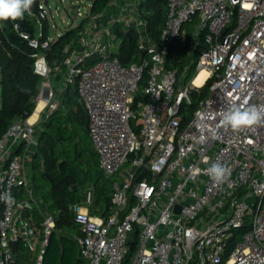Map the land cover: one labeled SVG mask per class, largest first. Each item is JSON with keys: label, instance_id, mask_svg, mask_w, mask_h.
<instances>
[{"label": "built area", "instance_id": "1", "mask_svg": "<svg viewBox=\"0 0 264 264\" xmlns=\"http://www.w3.org/2000/svg\"><path fill=\"white\" fill-rule=\"evenodd\" d=\"M131 4L112 0L101 13L89 10L90 20L54 65L44 51L67 29L52 38L49 7L40 0L37 10L32 6L13 21L15 32L36 49L34 72L43 78L38 102L44 105L34 121L17 119L0 138V196L14 198L11 204L0 199V264H18L22 248L30 254L25 264H42L56 214L34 196L17 151L36 144L39 122L59 108L60 94L73 83L100 166L109 177L118 174L107 217L90 214L92 188L72 208L84 264H264V124L232 130L219 123L231 105L264 106V0H167L159 43L144 29V57L125 64L115 27L131 23L125 19ZM195 18L194 45L204 32L206 47L188 81L189 68L179 73L166 63L171 46L187 35L184 24ZM96 52L100 59L82 63ZM202 68L209 75L198 85ZM208 81L209 95L183 123L182 104ZM213 162L232 170L222 185L205 173Z\"/></svg>", "mask_w": 264, "mask_h": 264}, {"label": "trees", "instance_id": "2", "mask_svg": "<svg viewBox=\"0 0 264 264\" xmlns=\"http://www.w3.org/2000/svg\"><path fill=\"white\" fill-rule=\"evenodd\" d=\"M112 0H93L90 8L91 13H101ZM40 0H34L33 7L37 10ZM139 13L145 22V31L152 42L159 43L161 33L165 27L167 18V0H141ZM86 19L73 28L67 29L59 36L44 52L49 62L57 64L65 55V47L71 44L80 34ZM45 35L48 33V23L44 24ZM28 29L35 34L33 21ZM121 37L119 56L123 63L138 62L142 57V49L139 46L140 35L135 26L126 30L115 27ZM114 29V30H115ZM204 32L200 34V43L194 45L193 35L187 33L182 39L179 37L171 46L167 57V67H174L181 73L189 68L190 74L195 73L196 61L203 48L206 47ZM0 38L3 48H0V138L9 126L17 119L30 117L38 104L43 78L34 72V57L36 49L21 38L13 29V21H1ZM193 56V60L191 56ZM145 80L142 81V86ZM211 81L201 87L199 91L192 93V102H184L181 106L183 123L196 110L199 101L207 95ZM60 103L66 107L67 114L61 109L55 110L43 122V127L37 138L39 153L33 161V177L41 173L51 183L48 191V199L43 197L49 210L56 214V227L49 237L45 248L42 264H84L85 261L79 254V248L75 235H81L80 227L74 234L68 235L65 229L78 224L74 221L73 206L83 203L85 191L88 188L80 179L79 171L71 160L69 152L61 148L63 142H67L70 133V123L77 121L83 124L89 132L88 116L85 108L80 104V96L77 83L69 84L60 94ZM22 148L18 152H21ZM97 154V153H96ZM81 175V174H80ZM36 190L40 194L37 185ZM93 186V185H92ZM93 203L90 205V214L107 217L112 212V184H101L96 187ZM17 192L21 197L24 190ZM41 195V194H40ZM42 196V195H41ZM34 218L40 226L41 217L35 211ZM79 226V225H78ZM18 264H25L17 261Z\"/></svg>", "mask_w": 264, "mask_h": 264}, {"label": "rangeland", "instance_id": "3", "mask_svg": "<svg viewBox=\"0 0 264 264\" xmlns=\"http://www.w3.org/2000/svg\"><path fill=\"white\" fill-rule=\"evenodd\" d=\"M141 0H132V4L128 6V11L125 14V19L128 17L131 18V23L124 25L123 22L118 24L117 27H122L126 30L131 26H135L139 31V35L143 33L145 29V22L141 20V17L138 15L139 12V3ZM42 6L49 7L51 10L48 15V23L50 25V31L52 38L59 36L66 29L73 28L81 23L83 19L88 21L89 10L91 8V0H41ZM114 11L116 10L115 5L113 6ZM74 11L75 13H72ZM113 11V10H112ZM86 15L88 16L87 18ZM124 21V20H121ZM197 27V18L186 22L183 26V31L187 34L193 35ZM123 30V29H122ZM117 31V30H116ZM118 32V31H117ZM193 74H189L188 81L192 78ZM142 87V86H141ZM210 93V88L207 91L208 96ZM0 101H1V87H0ZM64 114H67L66 107L60 103L59 108ZM40 121V120H39ZM43 127V121H40L38 124V135ZM36 137V143L37 138ZM69 139L67 142L61 144L63 150L69 152L71 160L76 165L77 170L79 171L80 179L85 184H92L96 187L104 184L109 186L112 184L113 178H117L118 174L113 177H109L105 174L103 169L100 166L98 155L94 149V144L89 132L86 130L85 126L77 121L70 123V133ZM37 147V144H34ZM36 154L39 153L37 147ZM32 168V166H31ZM33 172V171H32ZM81 174V175H80ZM34 185L39 187L40 194L42 197L48 199V191L50 189L51 183L44 177L41 173H38L33 177ZM92 185H87L88 187L95 188ZM35 211H37L35 209ZM79 226H74L72 228H66L65 232L68 235L74 234ZM229 250H227L223 255V260L226 259ZM30 256L29 252L22 248L19 254V261H24V259ZM28 263V261H27Z\"/></svg>", "mask_w": 264, "mask_h": 264}, {"label": "clouds", "instance_id": "4", "mask_svg": "<svg viewBox=\"0 0 264 264\" xmlns=\"http://www.w3.org/2000/svg\"><path fill=\"white\" fill-rule=\"evenodd\" d=\"M34 0H0V21H16L23 19L26 13H30ZM246 103V102H245ZM220 126L225 129L240 130L264 124V106L262 105H231L221 114ZM231 168L220 162L211 163L205 173L217 184L222 185L231 175ZM0 199L11 204L13 197L6 192Z\"/></svg>", "mask_w": 264, "mask_h": 264}, {"label": "crops", "instance_id": "5", "mask_svg": "<svg viewBox=\"0 0 264 264\" xmlns=\"http://www.w3.org/2000/svg\"><path fill=\"white\" fill-rule=\"evenodd\" d=\"M87 17L88 16H86L85 18H87ZM89 20H90V18H88V21ZM86 23H87V21L84 24H86ZM54 80H55L56 85H59V82H60L59 79L58 78H55ZM38 104H39V102H38ZM38 104H37V106H39ZM42 106L43 105H41V108H42ZM36 149H37V147L35 145H33L32 148H30V150H28V151H26V149L24 148V150L22 149V155L24 157V166H25L26 172H27V174H28V176H29L32 184H33L34 196L36 198L41 197L43 199V197L36 190V186L33 183V172H32L33 171V167L31 168V166H32L33 161H34L35 156H36V152H35ZM43 201H44V199H43ZM44 203H45V201H44ZM45 205H46V203H45ZM94 216H97V215H94Z\"/></svg>", "mask_w": 264, "mask_h": 264}, {"label": "bare ground", "instance_id": "6", "mask_svg": "<svg viewBox=\"0 0 264 264\" xmlns=\"http://www.w3.org/2000/svg\"><path fill=\"white\" fill-rule=\"evenodd\" d=\"M209 75V72L207 69L205 68H202L198 75L196 76L195 78V83L198 84V85H201L203 82H204V79L206 78V76ZM39 106L36 107L35 111H34V114H32L30 116V120L31 121H34L36 118H37V115H38V112L40 111V108H41V105H44V101H40ZM43 107V106H42ZM39 110V111H38Z\"/></svg>", "mask_w": 264, "mask_h": 264}, {"label": "water", "instance_id": "7", "mask_svg": "<svg viewBox=\"0 0 264 264\" xmlns=\"http://www.w3.org/2000/svg\"><path fill=\"white\" fill-rule=\"evenodd\" d=\"M72 12H73V11H72ZM3 47H4V46H3V42H2V40H1V38H0V48H3ZM100 57H101L100 53H99V52H96V53H93V54H91V55H89V56H85V57L83 58L82 63H83L84 65H89V64H92L93 62L97 61L98 59H100ZM80 65H81V63H78L75 67L78 68ZM80 104L83 105L81 99H80ZM144 173H145V171H143L139 176H142ZM131 245H132V243H131ZM14 264H15V263H14Z\"/></svg>", "mask_w": 264, "mask_h": 264}]
</instances>
